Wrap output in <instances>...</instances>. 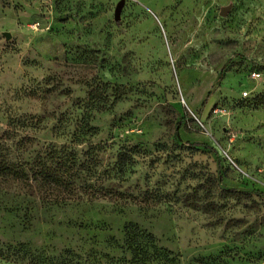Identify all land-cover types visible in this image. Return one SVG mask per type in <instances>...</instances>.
I'll use <instances>...</instances> for the list:
<instances>
[{"label":"rangeland","instance_id":"rangeland-1","mask_svg":"<svg viewBox=\"0 0 264 264\" xmlns=\"http://www.w3.org/2000/svg\"><path fill=\"white\" fill-rule=\"evenodd\" d=\"M0 146V264H264V0H0Z\"/></svg>","mask_w":264,"mask_h":264},{"label":"trees","instance_id":"trees-1","mask_svg":"<svg viewBox=\"0 0 264 264\" xmlns=\"http://www.w3.org/2000/svg\"><path fill=\"white\" fill-rule=\"evenodd\" d=\"M60 154V150L58 151ZM58 154V155H59ZM58 156L57 158H59ZM75 162V160H73ZM51 146H47L35 155L31 161H25L20 159L18 163L8 159V152H6L4 146H0V177L3 179L6 176H10L15 179H27L26 169L32 173L30 179L35 181L36 184L43 187H51ZM61 166H65L64 162ZM75 165L71 166V169ZM88 168V167H87ZM90 170V169H89ZM37 174V175H36ZM54 180V179H53ZM68 182V183H67ZM66 187L72 186L73 181H67ZM84 182H87L84 181ZM56 183V182H55ZM85 187H91L88 184H85ZM135 251L137 249H134Z\"/></svg>","mask_w":264,"mask_h":264},{"label":"water","instance_id":"water-1","mask_svg":"<svg viewBox=\"0 0 264 264\" xmlns=\"http://www.w3.org/2000/svg\"><path fill=\"white\" fill-rule=\"evenodd\" d=\"M120 9H121V5L117 6V8L115 9V19H119ZM228 10H229L228 6L222 7L220 10V14L225 15ZM7 36H9L8 33Z\"/></svg>","mask_w":264,"mask_h":264},{"label":"built area","instance_id":"built-area-1","mask_svg":"<svg viewBox=\"0 0 264 264\" xmlns=\"http://www.w3.org/2000/svg\"><path fill=\"white\" fill-rule=\"evenodd\" d=\"M250 76L252 77V78H254V77H259V73L258 72H256V71H252V72H250ZM241 96L242 97H246V96H248V93L246 92V91H242L241 92ZM182 101L184 102V99H182Z\"/></svg>","mask_w":264,"mask_h":264}]
</instances>
